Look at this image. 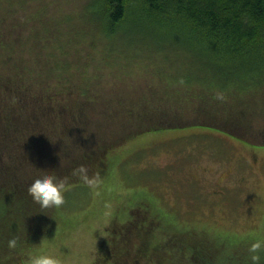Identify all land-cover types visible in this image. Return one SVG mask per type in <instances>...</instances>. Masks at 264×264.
<instances>
[{
	"label": "rangeland",
	"instance_id": "rangeland-1",
	"mask_svg": "<svg viewBox=\"0 0 264 264\" xmlns=\"http://www.w3.org/2000/svg\"><path fill=\"white\" fill-rule=\"evenodd\" d=\"M2 1L1 12L9 23L16 25L41 8L39 19L29 20V26H19L24 31L41 28L51 19L52 13L58 16V11L71 14L74 23L73 14L74 19H80V15L87 17L85 0ZM63 30L62 34L57 33L58 39H55V29L45 34L50 38L48 43L56 45L58 42V48L65 52L62 54L56 49L58 57L49 58L51 61L64 60L58 63L60 67L50 69L48 67H54L57 62L45 61L37 63L33 73L32 67H28L24 74L27 82L38 88V83L44 80L51 87L62 88L70 80L68 86L73 91L68 93L74 94L84 91L86 84L97 86L98 81L104 83L110 79V70L104 62L116 63L114 57L119 55L118 52L104 57L103 46L91 42L87 29L83 30L82 43L72 42V34L67 28ZM34 50V47L25 49L32 61ZM132 52L129 50V54ZM118 62L126 68L120 71ZM117 63L114 72L127 78L135 92L141 90L138 87L143 85L144 77L158 72V67L151 63L145 68L142 60L138 62L142 66L134 65V58L128 61L129 64L125 60ZM41 65L43 69H40ZM67 65L69 72H65ZM101 72L104 73L99 78H91L94 73ZM125 72H128L127 76ZM58 76L62 78L55 79ZM120 83L115 81V84ZM110 89L107 87V93ZM143 93L147 94L145 90ZM159 94L160 91L155 90L146 96L153 95L152 99ZM66 96L64 93L58 98L59 108L63 110L70 109L73 99ZM103 99H107L110 108L114 107L109 95ZM141 108L142 113L136 115L128 127L117 121L112 123L110 118L102 119L100 115L107 112L106 107L96 110L102 122L96 125L100 129L96 132L98 142H92V145L113 147L107 151V158L98 162L100 170L90 176L93 183L83 182L84 189L72 191L76 193L71 197L70 192L66 194L63 205L49 207L46 217L41 216L32 223L29 235L22 238L14 254H0L2 260L8 259L6 264H28L29 252L38 250L44 241L57 250L63 264L117 263L113 262L115 258L109 262L112 244L107 237L114 234L115 243L121 244L126 240L122 230L127 228L133 229L129 231L128 249L134 251L137 245H142V249L137 256L127 251L123 261L132 259L135 263L139 261L138 264H251L248 246L257 234L264 235V135L249 124L242 126L228 121L222 123L224 132L221 133L200 127L143 132V124L155 122L159 113L143 112V103ZM79 109L78 113L71 110L65 113L74 122L82 123L88 134L94 132L92 126L84 127L82 120L90 124L97 119V114L92 107ZM32 119L36 117L32 116ZM57 122L61 120H51V129ZM0 123V127L3 126L1 117ZM219 125L221 123L216 126ZM48 131L49 134L44 130L41 132V142H24L25 139L0 142V173H12L16 178L27 180L33 177L37 167L60 169L67 159H71L72 153L78 155L85 146V142H71L78 132L70 125L64 127L62 136L59 131V135ZM3 132L5 129L1 128ZM126 133L129 136L121 141V136ZM128 220L133 222L132 227L125 225ZM143 226L148 229L146 237H151L146 253H143ZM152 244L157 246L154 254L148 252L153 250ZM196 248L199 253L192 254ZM118 251L115 250L114 255H118Z\"/></svg>",
	"mask_w": 264,
	"mask_h": 264
},
{
	"label": "trees",
	"instance_id": "trees-1",
	"mask_svg": "<svg viewBox=\"0 0 264 264\" xmlns=\"http://www.w3.org/2000/svg\"><path fill=\"white\" fill-rule=\"evenodd\" d=\"M2 3L1 0L0 5ZM84 4L87 17L80 15V19H74L73 14L74 23L71 14L58 11V16L52 13L51 19L41 28L28 27L30 31L19 29V26H29V20L34 22L39 19L41 8L21 19L18 25L9 23L7 16L0 10V117L3 119L0 142L24 139V142H41L43 130L47 134L51 130L56 135L59 131L62 136L66 125L76 130L78 135L71 142H85V146L78 155L72 153L71 159H67L60 169H55L58 174L67 177L65 197L69 192L71 197L76 193L72 191L84 189L85 181L75 170L83 165L90 177L100 170L98 162L107 158V151L113 147L108 144L92 145V142H98L96 132L100 129H97V123L102 122L103 118H110V122L117 121V124L128 127L142 113V103L143 112L152 110L153 113H159L155 122L143 124V132L200 127L221 133L224 132L222 123L228 121L242 126L249 124L264 135V131L261 132L264 130V0H85ZM64 28L72 34L70 40L74 43L84 41L83 30L87 29L91 42L103 46L101 52L104 57L117 55L118 52L119 55L114 57L116 63L125 60L129 64L128 61L134 58V65L142 66V63H138L142 60L145 68L151 63L158 67L159 73L144 77L143 85L138 87L141 90L135 92L127 78L114 72L116 63L106 61L104 64L110 70V79L104 83L98 81L97 86L86 84L85 90L76 91L77 94L68 93L73 91L68 86L70 80L62 88L51 87L44 80L38 83V88H34L24 75L26 68L32 67L33 73L37 63L44 61L52 64L57 62L54 67H48L50 69L60 67L58 63L64 60L57 58L51 61L49 58L58 57L54 51L56 49L59 53L65 52L58 48V42L56 45L48 43L50 38L45 34L55 29L57 38H54L58 39L57 33L64 31ZM28 47L35 49L33 61L25 52ZM129 50L133 52L129 54ZM118 66L120 71L126 68L125 64L119 63ZM43 67L41 65L40 69ZM68 68L67 65L65 72L70 71ZM62 73L65 76L64 71ZM103 73H94L91 78H99ZM62 76L55 79H61ZM118 80L121 81L119 85L115 84ZM107 87L111 88L108 93ZM144 90L147 94L158 90L160 94L151 99L153 95L146 96ZM64 93L68 95L67 99L73 98L70 109L59 108L58 98ZM106 94L114 103L113 108L109 107L107 99H103ZM150 102L152 105L147 106ZM79 107H92L97 114V119L90 124L81 119L84 127L92 126L94 132L88 134V131L83 130L82 123L67 117L65 111L78 113ZM105 107L108 113H102V119H99L96 110ZM32 116L36 119H32ZM52 119L61 120L63 125L57 122L51 129ZM1 128L5 132L1 133ZM128 136L127 133L122 135L121 141ZM31 179L0 173V254H14L19 246L9 248V237L18 234L20 244L22 238L29 235L32 223L41 216L46 217L50 209L42 208L32 199L28 191ZM132 223L128 220L125 225L132 227ZM143 229V253H146L151 237L147 238L148 229L144 226ZM131 230H122L126 240L121 244L115 243L114 234H108L107 240L112 244L109 262L115 258L113 262L117 263L113 264L139 263L122 259L127 251L137 256V252L142 249V245H137L134 251L128 249L129 245L126 244ZM151 247L153 250L148 252L154 254L157 246L152 244ZM115 250H119L118 255H114ZM191 253L199 252L196 248ZM6 262L8 259L0 258V264ZM261 264H264V253Z\"/></svg>",
	"mask_w": 264,
	"mask_h": 264
},
{
	"label": "clouds",
	"instance_id": "clouds-1",
	"mask_svg": "<svg viewBox=\"0 0 264 264\" xmlns=\"http://www.w3.org/2000/svg\"><path fill=\"white\" fill-rule=\"evenodd\" d=\"M81 179L92 184L93 180L87 174L85 166L81 165L75 170ZM67 189V177L58 174L55 169L37 167L28 184V191L32 199L39 203L42 208L60 207L65 202V192ZM20 240L19 235H12L8 239L9 248H16ZM249 260L251 264H261L262 253H264V235L257 234L248 246ZM28 264H63L61 256L57 250L50 247L47 241L36 251L28 254Z\"/></svg>",
	"mask_w": 264,
	"mask_h": 264
}]
</instances>
